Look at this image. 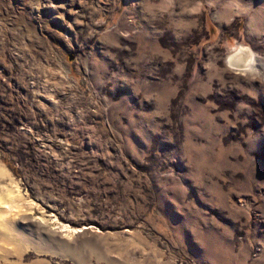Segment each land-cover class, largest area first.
I'll list each match as a JSON object with an SVG mask.
<instances>
[{
	"label": "rangeland",
	"instance_id": "rangeland-1",
	"mask_svg": "<svg viewBox=\"0 0 264 264\" xmlns=\"http://www.w3.org/2000/svg\"><path fill=\"white\" fill-rule=\"evenodd\" d=\"M0 264H264V0H0Z\"/></svg>",
	"mask_w": 264,
	"mask_h": 264
}]
</instances>
